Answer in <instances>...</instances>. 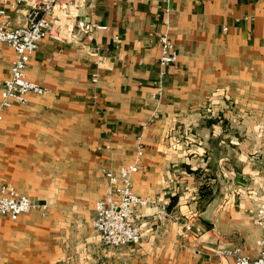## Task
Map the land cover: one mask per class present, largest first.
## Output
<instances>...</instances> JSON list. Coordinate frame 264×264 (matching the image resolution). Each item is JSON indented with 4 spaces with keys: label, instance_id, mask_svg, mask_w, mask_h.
Returning <instances> with one entry per match:
<instances>
[{
    "label": "crops",
    "instance_id": "obj_1",
    "mask_svg": "<svg viewBox=\"0 0 264 264\" xmlns=\"http://www.w3.org/2000/svg\"><path fill=\"white\" fill-rule=\"evenodd\" d=\"M18 9L13 24L22 21ZM88 21L106 28L84 31ZM160 34L176 55L166 66L157 60ZM70 36L38 43L26 76L46 92L10 105L0 120V182L44 206L0 216V263L63 264L67 240L92 228L103 171L132 163L138 149L131 187L165 203L169 218L156 222L154 206L137 207L128 221L140 240L132 243L179 233L199 264H234L227 254L213 259L214 247L255 255L264 0H93ZM12 58L1 44L0 82Z\"/></svg>",
    "mask_w": 264,
    "mask_h": 264
},
{
    "label": "built area",
    "instance_id": "obj_2",
    "mask_svg": "<svg viewBox=\"0 0 264 264\" xmlns=\"http://www.w3.org/2000/svg\"><path fill=\"white\" fill-rule=\"evenodd\" d=\"M93 0H0V45L4 44L13 52L7 75L0 82V120L5 110L12 104H25L30 95H42L46 89L26 76V67L38 43L47 35L59 39H71L73 23L80 9ZM22 3V21L13 24L12 16L19 11ZM84 31L105 29L104 25L91 21L81 25ZM72 40V39H71ZM113 40L118 42V37ZM158 63L160 66L175 61V51L171 39L166 34L157 37ZM95 81V75L92 77ZM141 155L135 153L132 163L118 166L115 170L103 171L105 186L103 194L93 203L92 227L99 233L104 245L116 246L138 241L140 231L128 219L135 214L137 207L152 205L156 208V219L168 216L165 203H158L156 197L138 196L131 187L130 177L136 172V164ZM43 210V205L31 202L25 195L15 191L5 182H0V216L15 220L20 214L33 207ZM252 224L263 228L258 239L255 255L243 253L238 247L216 248L215 253L233 257L234 264H264V206L252 213ZM188 224L183 225L185 232ZM1 260V249H0Z\"/></svg>",
    "mask_w": 264,
    "mask_h": 264
},
{
    "label": "rangeland",
    "instance_id": "obj_3",
    "mask_svg": "<svg viewBox=\"0 0 264 264\" xmlns=\"http://www.w3.org/2000/svg\"><path fill=\"white\" fill-rule=\"evenodd\" d=\"M92 219L93 216L91 223ZM170 236L166 233L153 237L143 247L136 243L109 246L101 242L99 233L92 227L79 233L77 238L67 240L63 264H199V253L189 246L186 238L183 239L179 233ZM215 249L213 259L221 255L215 253Z\"/></svg>",
    "mask_w": 264,
    "mask_h": 264
}]
</instances>
